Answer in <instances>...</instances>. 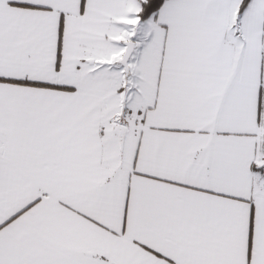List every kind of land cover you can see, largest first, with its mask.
I'll list each match as a JSON object with an SVG mask.
<instances>
[{
    "label": "snow or ice",
    "instance_id": "1",
    "mask_svg": "<svg viewBox=\"0 0 264 264\" xmlns=\"http://www.w3.org/2000/svg\"><path fill=\"white\" fill-rule=\"evenodd\" d=\"M0 264H264V0H0Z\"/></svg>",
    "mask_w": 264,
    "mask_h": 264
}]
</instances>
